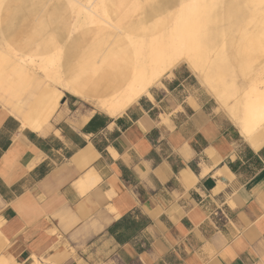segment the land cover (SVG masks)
<instances>
[{
  "label": "crops",
  "instance_id": "0c3cea01",
  "mask_svg": "<svg viewBox=\"0 0 264 264\" xmlns=\"http://www.w3.org/2000/svg\"><path fill=\"white\" fill-rule=\"evenodd\" d=\"M192 76L38 131L0 104V264H264V126L244 139Z\"/></svg>",
  "mask_w": 264,
  "mask_h": 264
},
{
  "label": "bare ground",
  "instance_id": "6f19581e",
  "mask_svg": "<svg viewBox=\"0 0 264 264\" xmlns=\"http://www.w3.org/2000/svg\"><path fill=\"white\" fill-rule=\"evenodd\" d=\"M43 1L22 0L24 11L33 15ZM141 1L81 0L75 20L64 16L69 5L53 9L47 15L57 21L41 43L24 41V50L4 47L0 33V86L22 82L36 90L23 104L3 86V108L38 131L67 93L115 118L185 66L240 135L252 138L264 126V0ZM3 52L19 59L7 63ZM29 264L39 263L33 256Z\"/></svg>",
  "mask_w": 264,
  "mask_h": 264
},
{
  "label": "rangeland",
  "instance_id": "374dc122",
  "mask_svg": "<svg viewBox=\"0 0 264 264\" xmlns=\"http://www.w3.org/2000/svg\"><path fill=\"white\" fill-rule=\"evenodd\" d=\"M10 1H12V2H10ZM10 1L8 0L5 3H3L6 6L1 4L4 6V10L2 9L3 6H0V14H2V16H0V18H1L0 19V33L5 34L6 43H5L4 47H10V51H11V50L19 49V47H20V49L24 50L25 42H26V40L29 39V37H30V39H29V41H27V42H29V45L33 44V46H35V45H37V42H39V41H40L39 43H41V41H42L41 39L45 37L46 32L48 30H50L51 27L53 26V25H51V22L57 21L55 16H50L49 14L47 15V13L53 9L56 10V12H57V9H63V8H66L67 5H69L67 7V9L69 11L68 12L66 11L67 13H65L64 16L67 15V16H69V18L71 20H75V15H74L73 9H75L77 7V5L80 4L81 0H48V1L45 0V1H43L45 3L44 4L45 6L43 5L42 7H40L41 8L40 11L35 12L36 14L34 13L33 15H29L24 11V6L22 4V0H18L19 2L17 0L16 1L10 0ZM143 2H144V0L141 1V3H143ZM73 5H76V6H73ZM7 8L10 10V12L8 13L9 15L6 12ZM4 11L6 12L7 16H6V14H4ZM56 12H55V14H56ZM12 13H14L15 15L17 14V16L13 17ZM3 16H4V19H2ZM42 16H43V18H42ZM11 18H13V19H11ZM37 18L39 19V22H38ZM45 25H48V27H46ZM57 27L59 28L60 24H57ZM30 41H32L33 43H30ZM26 49H27V47H26ZM53 52H54V54H61L58 47H55V49H53ZM3 56L5 57L4 59L7 60V63H10V64L12 62L16 61L17 59H19L15 56L14 57L16 59L13 58V55L7 54L6 52L2 53V57ZM19 56H22V54H19ZM55 62H57V60ZM181 67L184 69L186 68L185 66H181ZM6 72H8V69ZM192 82L197 87V89L204 94V96H206L207 98H209L211 100L212 107L214 108L215 107V104L213 101L214 99L212 98L213 99L212 100L210 95L205 91V89L200 87V85L198 84V81L193 76H192ZM9 84H5V82H4L2 85V82H1L0 92L2 91L3 86H6V89H5L6 92L8 91V93L11 95L14 94V95H12L13 97L17 96V97H19V99L26 98L27 100H31L32 95L34 93H36L35 89H33L32 87H30L27 84H22V82L12 83L10 85ZM38 85L40 87L42 84L40 83ZM63 95H64L63 100L65 103H67V101H71V100L76 101V99L74 97H72L71 95H69L67 93H64ZM59 105H60V102H59ZM73 109L74 110L78 109L77 103H75V107ZM87 109H92V108L90 106H88ZM86 111H88V110H86ZM95 111H97V110H95ZM216 113L221 114L222 116H224L227 119V117L223 113H221V112H216Z\"/></svg>",
  "mask_w": 264,
  "mask_h": 264
}]
</instances>
